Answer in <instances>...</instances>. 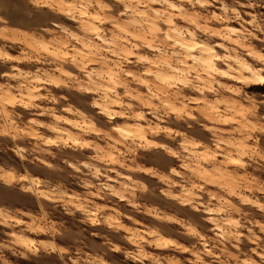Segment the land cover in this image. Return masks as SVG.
<instances>
[{"label": "clouds", "instance_id": "clouds-1", "mask_svg": "<svg viewBox=\"0 0 264 264\" xmlns=\"http://www.w3.org/2000/svg\"><path fill=\"white\" fill-rule=\"evenodd\" d=\"M0 264H264V0H0Z\"/></svg>", "mask_w": 264, "mask_h": 264}]
</instances>
